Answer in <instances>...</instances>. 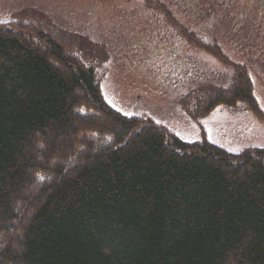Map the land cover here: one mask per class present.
Here are the masks:
<instances>
[{
  "label": "trees",
  "instance_id": "16d2710c",
  "mask_svg": "<svg viewBox=\"0 0 264 264\" xmlns=\"http://www.w3.org/2000/svg\"><path fill=\"white\" fill-rule=\"evenodd\" d=\"M143 1L233 69L228 85L183 95L182 111L199 122L224 107L264 122L249 66L178 23L164 0ZM234 1L195 3L210 14ZM235 14L227 35L251 25L264 40V0ZM253 43L239 42L262 62ZM108 57L35 10L0 24V264H264V149L232 154L204 131L186 142L123 115L101 88Z\"/></svg>",
  "mask_w": 264,
  "mask_h": 264
},
{
  "label": "rangeland",
  "instance_id": "374dc122",
  "mask_svg": "<svg viewBox=\"0 0 264 264\" xmlns=\"http://www.w3.org/2000/svg\"><path fill=\"white\" fill-rule=\"evenodd\" d=\"M164 2L178 23L209 41L217 38L231 60L249 66L264 110V60L250 59L252 46L239 44L264 45L263 36L256 37L251 25L248 30L241 27L238 36L227 35L228 26L237 21L234 14L254 8L255 0H236L234 9L216 5L210 14L208 3ZM29 10L43 14L57 29L85 35L105 47L109 57L99 69L101 88L107 103L123 115L149 118L186 142L201 140L204 131L209 142L232 154L264 149V122L251 113L218 107L195 122L182 111L183 95L206 84L228 85L233 69L188 42L162 12L143 0H0V24ZM245 22L240 20L241 26Z\"/></svg>",
  "mask_w": 264,
  "mask_h": 264
}]
</instances>
